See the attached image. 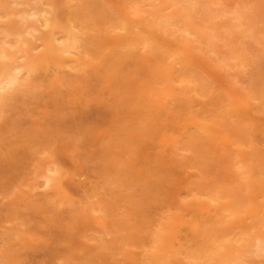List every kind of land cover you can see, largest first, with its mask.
Segmentation results:
<instances>
[{
  "label": "rangeland",
  "instance_id": "obj_1",
  "mask_svg": "<svg viewBox=\"0 0 264 264\" xmlns=\"http://www.w3.org/2000/svg\"><path fill=\"white\" fill-rule=\"evenodd\" d=\"M0 1L11 2L12 11L24 6ZM53 1L59 22H65L69 0ZM141 1L82 0L87 21L95 22L84 36L94 55L90 67L40 70L0 113V264H187L185 252L206 237L225 240V253L246 252L240 261L264 264V256L236 243L244 232L264 234V0H203L214 10L240 6L252 12L244 13L245 26L233 32L223 27L232 23L231 12L214 18L219 11L208 8L197 15L218 27L221 39L214 43L203 36L187 40L181 28L174 35L156 29L155 49L119 50V38L131 34L111 31L110 24L123 17L144 26L152 11L163 10L147 0L139 16L129 14ZM170 8L164 13L180 7ZM17 21L4 18L0 32L1 25ZM141 26L136 32L142 33ZM181 44L190 71L181 73L179 64L178 74H195L205 92L182 93L187 84L169 82L166 52ZM172 86L178 97L166 101L161 90ZM152 87L159 89L147 94ZM194 121L214 130L210 137L196 132L195 144L202 148L196 157L173 143ZM240 160L251 170L249 183L240 181ZM47 162L61 169L59 192L36 180ZM218 193L224 199L208 198ZM223 203L229 211L221 209ZM164 225L169 233L160 255L168 261L156 262L152 239Z\"/></svg>",
  "mask_w": 264,
  "mask_h": 264
},
{
  "label": "bare ground",
  "instance_id": "obj_2",
  "mask_svg": "<svg viewBox=\"0 0 264 264\" xmlns=\"http://www.w3.org/2000/svg\"><path fill=\"white\" fill-rule=\"evenodd\" d=\"M24 1L25 2H19V0H14V2L20 6L24 5L23 8H20V9H17L15 7L17 9L16 11H12L13 7H11V5L9 6V3L11 4V2L3 3L0 1V23H2L3 19L6 17H16L19 20L17 22L20 23V25L18 24L17 26L12 24V23L6 24V25H1L2 30L0 32V113H2V114L4 111V107L6 106L5 104L11 98V95L16 93L18 90H20L25 85L27 86V84H26L27 81H25L27 78H29L30 80H33L34 77L38 74V72H40V70H47L48 71L51 67L61 69V70H64L63 68L68 67V68H71V70L74 69V70H78L79 72H81V71L86 70L90 67V64H91L90 59L92 57H94L92 51L86 46V42H85L86 38L84 37L86 34L89 33V31L95 25V24H93L95 22L90 23L87 21V18L89 16L87 17L88 11H87L86 2L84 3L85 5H82L83 4L82 0H69L68 1V5H69L68 9H70V10H68L69 11L67 13L68 16H66L67 20L63 23H60L61 21H60V18L56 12V7H55L53 0H24ZM145 1H147V0L141 1L140 4L138 3V5H134V6L132 5L129 8L130 11L128 13L133 14L135 16L136 15L139 16L140 12L142 11V8H144V7H142V5L145 6ZM150 1H152V2L154 1V3L151 4V6H153L154 9L160 8V10H161L163 8V10H162L163 12L162 11H152L153 13L151 12L152 14H150V16H149L150 21L148 20L149 22L147 24H145V22H144V24H145L144 26H141V25H143V23H141V22L140 23L135 22V24H134L133 23L134 21L133 22L127 21L126 20L127 18L124 20L123 17L121 18V20L117 19L118 22L114 21L115 22L114 24H110L111 28H112L111 31L122 30V32L127 31V34L132 35V36L129 35V37H126V35L125 36L122 35V37L119 38L118 43H116L117 48L119 50L129 49V48H133V47H137V46H142L143 49H145V50L155 49L154 47L158 46V45L154 44V39L160 38V35L158 37V34L156 35V33L154 32V31H156V29L158 32H160L161 35L163 33L174 35L177 33L176 28H179V29L181 28V30H183V33H186L185 39H187V40H191V38H190L191 36L197 37V39L200 36H203L205 38V39H203V42L214 43V41H215L214 38L215 39L219 38L218 37L219 36V34H218L219 29H217L218 27L215 28V27H212V25H209V23L207 22L209 20V18H207V19L202 18L201 19V17H198V18L196 17L199 14L200 15L203 14V11L207 10L208 8H210L211 11H217V10L219 11L217 15H215L216 13L214 15L211 13L212 16H214V18L215 17L217 18V16H220V15L223 17L226 14H230V12H231L233 14V16L231 15L232 16L231 17L232 23H229L230 24L229 26L227 23H224L223 27L228 28L232 32H233V29L235 30L236 28H240L242 26H245L244 20L247 19V18L245 19V14H244L247 12L246 11L247 8L240 7V6H238V7L233 6V8H234L233 11L232 10L229 11L228 6H225V7L221 6L217 10L211 9L212 7L209 5L210 3H208V1L204 2L203 0H162L161 3L158 5H156V3H155L156 0H150ZM78 2H81V3H78ZM87 2H88V0H87ZM79 4H81V5H79ZM178 5L180 8L177 11H173L171 13H164V11L171 9L170 7L174 8V6H178ZM242 5H244V4L242 3ZM246 6L249 7V5H246ZM9 8L12 10H9ZM15 8H14V10H15ZM172 10H174V9H172ZM250 12H247V14H249ZM208 13H209V15H211L209 11H208ZM247 14H246V16H247ZM251 15H249V16L251 17ZM210 18L213 19V17H211V16H210ZM130 19H131V17H130ZM200 19L202 21H204L205 23L207 22L208 24H206V25L201 24L202 22L199 21ZM184 20H185L184 26L180 27L179 23L183 22ZM62 21H64V20H62ZM111 23H112V21H111ZM150 24H151V26L152 25L154 26L153 29L151 27L149 28ZM218 25L219 24L217 23V26ZM106 26L109 28L108 25H106ZM140 26H141V30H142L141 32L142 33L136 32V30H137L136 28H140ZM247 29L250 30L249 25L247 26ZM117 32H119V31H117ZM238 34H240V33H238ZM231 35L232 34H230V36ZM223 36H225V35H223ZM89 37H90V35H89ZM89 37L87 36V38H89ZM192 39H193V37H192ZM219 39H221V38H219ZM33 40L36 43L40 42V44L36 45V43H35V45L32 46ZM216 45H214V46H216ZM41 46L44 48L43 51L40 54L35 53L34 50L37 49V47H41ZM114 46H116V45H114ZM160 46H159V48H160ZM181 46H182V44H181ZM210 47H211V45H210ZM188 49H190V48H188ZM184 51H185V47H183V46L177 47L176 49L170 48V50H168V52L165 51L167 53V60L172 62V65H169V67L171 66L170 75L169 76L166 75V76L169 77V82H171V83L173 81H176V79H177V82H182V83H184L183 85L187 84L184 87L186 89L182 90V93L204 91L203 88L198 89L197 85L199 83L196 85L197 82L195 83V80L193 79L195 74L193 75V77L190 75H186V73H183L181 76L178 74L180 72L179 67H178L179 64L181 65L180 69H182L181 73L184 70L185 71L189 70V67H190L189 64H187V61H185V58L183 56H181V54H183ZM233 66H235V65H233ZM198 77H200V76H198ZM31 78H33V79H31ZM237 80H238V78H237ZM197 81L202 83L200 80H197ZM202 81L204 82V80H202ZM30 84L32 85V83H30ZM152 84H154V83H152ZM158 89L157 88L155 89L152 87V89H150V90L147 89L145 92H147V94H149L148 92H154ZM161 91L162 92H161L160 96L166 101H169L168 98H171V100H172L173 98L177 99V97H178V96L175 97L177 92H176V88H174L173 86L168 87L167 89L164 88V90H161ZM262 99L264 100V93L262 94ZM142 100L140 102H143ZM190 105H192V104H190ZM214 113H217V112H214ZM218 116H219V114H218ZM214 121H216V120H214ZM210 126H212V125L210 124ZM210 126H207L206 124H202L200 122L194 121L193 124H191V125H189L183 129L184 130V133L182 134L183 138H180L173 143L176 144L178 149H185V150L191 152L192 156L195 155V157H196L197 154H199L197 156H200V152L202 151V148H201V146L195 144V140L197 138H194V135L198 134L196 132H203L205 136H208V137L213 136L214 130H213V127H210ZM192 130H193V134L190 135L189 132ZM179 131H181V129L176 131L175 134L179 133ZM217 139H219V137ZM180 145H182V146L180 147ZM193 145H195L196 147ZM171 147H172V144H171ZM177 151L179 152V150H177ZM174 153H176V152L174 151ZM203 159H205V158H203ZM187 163H188V161H187ZM192 163H194V162H192ZM237 164H239L238 167L236 166L237 167L236 169L240 173L239 174L240 181L246 180V182L248 181L247 183L251 182V179L253 177L250 174L251 170H248L249 165L246 163V160H243V161L240 160L237 162ZM62 175L63 174L61 173V169L59 167H53L51 165V162H47L43 166H41V168L39 169V172L36 173V180L42 179L43 182L40 183L42 186L50 188V189L56 188L58 190L61 188L60 185H61ZM200 187L203 188L204 186L202 187V185H201ZM211 191H214V190H211ZM58 192H59V190H58ZM207 195H209V194H207ZM208 198L212 202L218 201L219 199H224L223 195H221L220 193L214 194V195L212 194V195L208 196ZM220 207H221V209H225L226 211H229V210H227L228 208L226 209V207H227L226 203L221 204ZM90 208L93 212H97L100 210L98 207H94V206H92V207L90 206ZM105 228H107V227H105ZM163 229L161 232L159 231V233H157L156 235L153 236L154 239H152V241H153L152 245L154 244L156 247L154 249L153 253L151 252L153 250L151 248H153V247L152 246L150 247V249H151L150 252L152 253V254L150 253L151 258L153 260H155V257H156V259H157L156 262H161V261L164 262L165 259L167 260V257L160 255L161 252L165 251L164 249L167 246L166 243L164 242L165 234L169 233V229L167 228L166 225L163 226ZM91 231H94V230H91ZM107 232H109V231H107ZM246 233L245 232L243 234L241 233L242 235L240 234L241 237H239L238 240L236 239L237 240L236 243H239L240 245H242L244 247L248 246V248L251 249L252 254H255L257 256H264V234L263 233L259 234V235L255 234L254 236H251V235H246ZM107 234H109V233H107ZM212 238L213 237H206L203 240V242H201V244L200 243L198 244L196 249H193L192 251L187 250L189 253L185 252L186 255H188L187 256V259H188L187 264H248V263H245L243 261H240L241 257L243 255H245L246 252H244V253L240 252V254H238V255L225 253L223 250L227 247L226 241L224 240V242H225L224 243V242H222L223 240L221 239L222 241L215 240L216 242L212 243V241H213ZM233 240H235V239H233ZM153 260H150V261H153Z\"/></svg>",
  "mask_w": 264,
  "mask_h": 264
}]
</instances>
